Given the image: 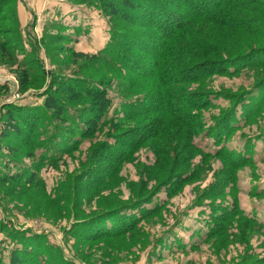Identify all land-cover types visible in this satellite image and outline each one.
<instances>
[{"label": "rangeland", "instance_id": "374dc122", "mask_svg": "<svg viewBox=\"0 0 264 264\" xmlns=\"http://www.w3.org/2000/svg\"><path fill=\"white\" fill-rule=\"evenodd\" d=\"M8 1L0 5V44L6 48L0 51V137L7 111L16 122L13 112L22 110L31 126L26 134L7 133L0 142V178L24 175L0 185L2 264H9L10 253L23 243L33 245L40 264H264V140L259 141L264 136V0H239V8L223 7L203 21L184 24L168 43L136 12L127 11L126 22L114 20L96 0ZM190 17H178L176 26ZM114 45L121 50L116 58L125 64L108 60ZM152 45L165 46L154 67L161 79L189 69L190 81L180 92L173 90L174 96L162 90V101L174 97L171 106L130 113L128 101H140L159 85L149 72L143 77L132 72L152 67L160 52ZM249 49L262 56H251L250 62L262 64L248 68L246 62L240 72L212 76L197 72L204 66L194 67ZM75 54L88 58L75 61ZM87 82L100 90L101 84L93 83L108 86L109 109L102 127L82 139L71 123L43 105L50 97L63 106L70 101L66 113L83 118L89 132V99L77 96ZM197 94L213 100L212 107H198L192 96ZM244 94L249 113L259 108L238 130L217 142L191 135L203 122H221ZM186 98L190 105L183 110ZM75 99L80 106L72 105ZM53 129L71 144L60 161L48 150L58 142H51ZM128 131L132 135L122 134ZM117 138L126 139L121 148L114 144ZM221 145L225 156L235 152L233 159L250 155L252 161L233 164L206 156ZM131 204L137 218L123 234L105 237L94 233L97 228L75 226ZM226 210L231 216L221 213Z\"/></svg>", "mask_w": 264, "mask_h": 264}, {"label": "trees", "instance_id": "16d2710c", "mask_svg": "<svg viewBox=\"0 0 264 264\" xmlns=\"http://www.w3.org/2000/svg\"><path fill=\"white\" fill-rule=\"evenodd\" d=\"M2 1L4 2L5 0H2ZM2 1L0 0V5ZM84 1L89 2L90 0H84ZM96 1L98 2V5L103 8V12L107 14V16H109L111 19H114V20L115 19L123 20L124 22H126L129 20L127 11L136 12L137 16L146 20V22H150L152 24V27L155 29L154 32H156L155 34H158L162 38L161 42H167V43L170 42L174 38L177 31L180 30L184 24L188 25L194 22L198 23V21L199 22L203 21L205 18H208L209 16L216 13L218 10H220L223 7H227V9L228 8L235 9V8H239L242 5L239 0H96ZM9 2L10 0L8 1V3ZM164 2L165 3L167 2V4H164ZM254 3L256 2L252 1V4ZM172 6L176 9H180L179 11H182V15H181L182 17H186L187 14L189 13H191V17L186 19L183 24L176 26L177 25L176 21L178 17H181V16L177 15L176 12H172V10L170 9V8H173ZM200 12L201 14H199L198 16V13ZM258 22L259 21L257 20L256 24ZM151 43H155V41H151ZM152 46L154 47L155 45H152ZM155 47L156 49L160 50V52L154 54L156 55V57L152 58L153 60L152 67L145 69L144 72L143 70L141 72H138L137 70L140 68L132 72L134 75H137L135 77H141V76L143 77L147 75V73L149 72V74H151L152 79L155 78L159 81V85H157L156 89L151 87L149 90L152 91V93L150 94H148L149 92L146 93V95H144L143 99H141L140 101L137 99L133 101H128L126 103L127 104L126 106L128 107L127 111L130 113L131 112H138V113L139 112H142V113L150 112V110L155 107L157 109L159 108L161 109L163 108L162 104L171 106L172 105L171 101L174 99V97H169L168 101H165V102L162 101L161 98H164L161 96V94L163 95L162 90L165 89V92L167 91L169 92L170 95L174 96V94H172L174 93L173 90L180 92L182 87L186 84V82L190 81L187 77L188 76L187 74L190 71L189 69H181L169 75L167 79L165 80L161 79L160 76L157 74V71L154 70V67L156 66L157 59L159 57L161 58V56L164 55L163 52H164L165 46L163 47V49L162 47H159L158 45H156ZM115 49H116V46L115 45L112 46V50L114 51L115 58L114 56H112L108 59L109 61L111 60L115 61L114 59H117L116 57L118 58L121 57V50L115 51ZM0 51H2L3 53L6 51V48L1 44H0ZM255 54H259V50L249 49L246 52L232 54V57L225 58V60L223 59L210 60V61H206L203 63H197L194 67L204 66L205 67L204 69H200L197 72L204 70L203 74H205L206 76L216 75V72L218 71H222L226 73L227 75H232V74H235L236 72L242 71L243 67H240V65H245L246 62H247L248 68L252 67L253 64H256V65L262 64L263 61H260V62L256 61V63L250 62L251 59L249 57L251 56H254V57L257 56V58L262 57L261 55H255ZM100 56H101V52H100ZM73 57L75 58V61H82L88 58L86 55H83V54H75L73 55ZM125 58H127L129 62H133V60L128 55H126ZM117 60L120 61L119 59ZM120 62L122 64H125L123 61H120ZM128 66L129 68L132 67L130 63L128 64ZM23 76H24V81L21 83V85H22V88L25 90L28 85L27 83L28 77H26L25 75ZM93 84H101L102 90H100L99 88L95 89L94 85H91L90 83L87 82L86 85H83L82 87L80 86L77 91V94H78L77 96H80L81 100H83L86 97L89 99L87 106L89 107L88 117L90 119L86 122V124L90 127L89 132H87L88 131L87 127H84L83 125L85 121L83 118L80 119L79 116L74 117V116H71L69 113L68 114L66 113V111L70 110L68 106V105H71L69 104L70 101H66L68 105L65 104V106H63L62 104L58 103L57 99H53L51 97L46 98V100L44 101L43 110L45 109L47 111H51L58 119L62 121L67 120L69 124L71 123V125L75 128V132L79 136L78 138H82V139L88 138L89 137L88 135L91 136L92 134L95 133V131L98 130V128L102 127L101 125L102 118L104 117V115L107 113V110L109 109V101L106 97V93L104 90L108 86L104 85L105 83H102V82L93 83ZM161 84L163 87L161 86ZM245 95L246 94L239 96L237 98L236 102H234V104L237 105V107L234 110L232 109V113L225 115V117H223V120L221 122L217 123L216 118L213 120H210V122L213 125L211 123H210L211 125H209L203 122L201 123L202 126H201L200 131L197 130L196 134H191V135H202V136L205 135L207 136L208 139L210 137L211 139H214V140L216 139V142H217V141H221L224 139L223 138L224 134L238 130L241 127V125L244 124L246 120L253 113H255L259 108L258 106L253 113H249L250 112V110H248L249 97H246ZM192 96H194L193 98L197 97L198 102H196V104L198 107H202V106L212 107L213 105V100H208L207 99L208 97L204 98L198 94L192 95ZM80 99L77 101L75 99V103L73 102L72 105L80 106V102H79L81 101ZM180 100H182V98ZM189 101L190 99L186 98L183 105L181 104V108L183 110H186L188 108V106L190 105ZM147 102H149V104L152 103L154 106L147 104ZM261 103H264V100ZM238 107H239L240 113L237 111ZM6 114H7L6 119H7L8 124L6 128H4V133L0 137V142H2L3 139H6L7 137H9L10 133H14L16 136H20L21 132L26 134V131L31 126L30 117L26 115L22 110H19V112L17 110L13 112V116L16 115V118H15L16 122H13L14 120L12 119L11 111L10 112L7 111ZM241 116H243V118H241ZM206 125L208 126L205 127ZM122 134L132 135L130 131L122 133ZM51 135L53 137L51 138V142L54 141L55 143V141L57 140L58 142L55 148H52L54 144H49V146L47 145L48 150H54V152L58 155L54 157V160L56 159L55 161H60L61 160L60 156H62L66 152L70 153L72 151V150L70 151V147H68L69 145H71L70 141L66 136H64L65 134L61 133L60 130L58 129H53L51 132ZM136 135H141V134L138 133ZM119 138L115 139L114 144H116V146L120 144L118 147L121 148L122 144H124V141L126 139L123 141V140H120ZM203 138H206V137H203ZM260 140L263 141L264 136L261 139H259V141ZM0 146H1V143H0ZM108 146L109 145L107 144L105 148H107ZM225 150H226L225 146L221 145V147H219L217 151H213V152L211 151V153L207 154L206 156L213 157V158H217V157L226 158L230 160L233 164L234 163L247 164L252 161V157L250 155H241V157L233 159L234 158L233 156L236 155V153L235 152L230 153V151L228 150L227 151L230 153V155H227V152H225L226 153V156H225L224 155ZM248 150L249 149L246 148V151ZM111 155L115 156L116 153L112 151ZM50 158L52 159V157ZM22 176L24 175L16 174L12 176L8 174L6 175V173H4V175L2 176L3 178H0V185H6L9 183H17L19 182ZM34 178H35L34 175L30 176L31 180H34ZM135 207L133 204H131L128 206H124L123 208L113 209V211L111 212L101 213L87 220L77 222L75 223L76 224L75 226L76 227L83 226V228L86 227L87 229L90 227L91 229L93 227L97 228L94 233L101 234V235L103 234L102 236H105V237L107 236L112 237L115 235L123 234L126 232V230H128L127 227L128 226L131 227L137 218V216L135 215L136 213ZM131 209L133 211L126 212L127 210H131ZM217 212L220 213L219 211H216V213H214L213 216H215ZM221 213L229 214L227 210ZM144 214L145 213H143V215ZM229 215L231 216V214ZM210 218L213 219L212 216H210ZM218 219L219 218L217 217L214 220L217 221ZM247 220L250 222L252 219L248 218ZM84 223H86L87 226H85ZM14 238H17V237H14ZM27 244L28 245L25 246V244L23 243V247L21 246L17 252L12 251L10 253L9 264H40L41 263L40 262L41 257L39 253L32 251L33 250L32 244L30 243H27ZM0 257H1V254H0ZM0 264H2L1 260H0Z\"/></svg>", "mask_w": 264, "mask_h": 264}, {"label": "crops", "instance_id": "0c3cea01", "mask_svg": "<svg viewBox=\"0 0 264 264\" xmlns=\"http://www.w3.org/2000/svg\"><path fill=\"white\" fill-rule=\"evenodd\" d=\"M52 5L54 6V2H52ZM22 20H23V18H22Z\"/></svg>", "mask_w": 264, "mask_h": 264}]
</instances>
